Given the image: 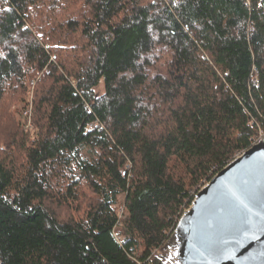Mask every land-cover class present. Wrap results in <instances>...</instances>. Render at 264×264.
Listing matches in <instances>:
<instances>
[{
  "label": "trees",
  "instance_id": "16d2710c",
  "mask_svg": "<svg viewBox=\"0 0 264 264\" xmlns=\"http://www.w3.org/2000/svg\"><path fill=\"white\" fill-rule=\"evenodd\" d=\"M32 81L34 137L0 115V264H166L264 131V0H0V107Z\"/></svg>",
  "mask_w": 264,
  "mask_h": 264
},
{
  "label": "water",
  "instance_id": "95a60500",
  "mask_svg": "<svg viewBox=\"0 0 264 264\" xmlns=\"http://www.w3.org/2000/svg\"><path fill=\"white\" fill-rule=\"evenodd\" d=\"M163 248L166 264H264V138L195 192Z\"/></svg>",
  "mask_w": 264,
  "mask_h": 264
},
{
  "label": "rangeland",
  "instance_id": "374dc122",
  "mask_svg": "<svg viewBox=\"0 0 264 264\" xmlns=\"http://www.w3.org/2000/svg\"><path fill=\"white\" fill-rule=\"evenodd\" d=\"M76 8H69L68 9V13L71 12L72 14H74L76 12ZM70 14V13H69ZM47 71V70H46ZM34 81H32L29 86L25 89V91L18 96H13V95H8L7 97H5L4 99V104L2 107H0V115L1 113H6L8 114L11 118L15 119L16 121H20L22 123V125L24 126V128L29 131L31 138L34 137L35 135V131L36 128L34 126V122L32 120V116L30 114V119H28V117H25L23 112L25 109H27L28 107H30L32 109V105H33V83ZM103 84L102 82H100V84L95 88V93L96 94H101L103 92ZM10 93V92H9ZM32 113V112H31ZM7 120V119H6ZM27 120H30V124L27 126L26 122ZM260 138H264V131L263 130H259L258 134L255 135L253 143L257 142ZM252 143V144H253ZM127 166H129V164H127ZM203 181H201V184L194 187L191 190V193H195L203 184ZM83 197H86V192L84 194ZM89 197H86L85 201L88 199ZM124 193H121L118 196V200L117 202L114 204V207L116 208V210L119 213V217L121 219H123L124 215ZM76 203V202H75ZM76 204H74L75 206ZM76 207V206H75ZM56 212H58V215L60 216H67V215H71L73 217H77L79 215V212L77 211V209L75 208H54ZM57 209V210H56ZM140 251V250H139ZM139 251H134V253H136L137 255L139 254ZM165 255H166V251H165ZM166 258V257H165ZM168 260L167 264H171L170 258H169V254H168Z\"/></svg>",
  "mask_w": 264,
  "mask_h": 264
},
{
  "label": "built area",
  "instance_id": "2783aa9c",
  "mask_svg": "<svg viewBox=\"0 0 264 264\" xmlns=\"http://www.w3.org/2000/svg\"><path fill=\"white\" fill-rule=\"evenodd\" d=\"M23 114H24L25 117H28V119H30L31 108L28 107L27 109H25L24 112H23ZM29 124H30V120L29 121L27 120L26 125L28 126ZM87 126H88L89 129H93L94 128V123L93 122L92 123H88Z\"/></svg>",
  "mask_w": 264,
  "mask_h": 264
}]
</instances>
